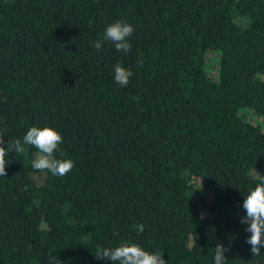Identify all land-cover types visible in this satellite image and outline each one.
<instances>
[{
	"label": "trees",
	"instance_id": "trees-1",
	"mask_svg": "<svg viewBox=\"0 0 264 264\" xmlns=\"http://www.w3.org/2000/svg\"><path fill=\"white\" fill-rule=\"evenodd\" d=\"M116 20L132 50L97 51ZM32 126L58 131L74 167L8 153L0 264H111L97 248L125 240L167 264H213L217 243L264 264L239 219L264 176V0H0V146Z\"/></svg>",
	"mask_w": 264,
	"mask_h": 264
},
{
	"label": "clouds",
	"instance_id": "clouds-1",
	"mask_svg": "<svg viewBox=\"0 0 264 264\" xmlns=\"http://www.w3.org/2000/svg\"><path fill=\"white\" fill-rule=\"evenodd\" d=\"M133 27L121 20H116L106 26L102 36L94 40L93 46L99 51L104 42L108 41L114 44L116 51H123L125 54L132 50L130 37L133 34ZM133 73L117 63L114 66V82L121 87L127 86ZM3 137V136H0ZM63 143V137L55 129L44 126L29 127L22 139L9 141L7 147L0 146V177L7 175L6 165L8 160L6 156L9 152L22 154L25 152V145L37 149L35 158L31 161V167L39 172H48L54 177H63L67 175L74 167L71 159H57L55 153L59 151V145ZM3 140H0V145ZM60 155L64 153L61 151ZM256 172V171H255ZM259 178L254 187L248 188L243 196L242 209L245 215L239 217L240 223L247 225L245 232L250 233L245 243L251 246V255L260 256V249L264 247V176L257 173ZM133 230L138 234L143 232V225H133ZM213 250V264H229L225 258V252L228 251L222 244L217 243ZM97 259L110 261L111 264H167L163 254L159 252H148L138 244L130 241H122L115 247H99L96 251ZM50 264H61V262L50 256Z\"/></svg>",
	"mask_w": 264,
	"mask_h": 264
},
{
	"label": "rangeland",
	"instance_id": "rangeland-1",
	"mask_svg": "<svg viewBox=\"0 0 264 264\" xmlns=\"http://www.w3.org/2000/svg\"><path fill=\"white\" fill-rule=\"evenodd\" d=\"M260 175H262L263 173H259ZM255 175H257L256 173H254V177H255Z\"/></svg>",
	"mask_w": 264,
	"mask_h": 264
}]
</instances>
